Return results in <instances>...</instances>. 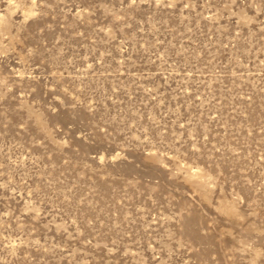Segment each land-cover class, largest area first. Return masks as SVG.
<instances>
[{"label":"rangeland","instance_id":"1","mask_svg":"<svg viewBox=\"0 0 264 264\" xmlns=\"http://www.w3.org/2000/svg\"><path fill=\"white\" fill-rule=\"evenodd\" d=\"M0 264H264V0H0Z\"/></svg>","mask_w":264,"mask_h":264}]
</instances>
